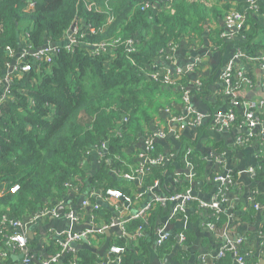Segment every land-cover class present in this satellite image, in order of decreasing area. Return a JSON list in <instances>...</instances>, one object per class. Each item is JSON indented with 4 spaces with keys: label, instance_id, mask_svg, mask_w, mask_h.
I'll list each match as a JSON object with an SVG mask.
<instances>
[{
    "label": "trees",
    "instance_id": "1",
    "mask_svg": "<svg viewBox=\"0 0 264 264\" xmlns=\"http://www.w3.org/2000/svg\"><path fill=\"white\" fill-rule=\"evenodd\" d=\"M254 6L248 0H0V252L8 251L4 245L12 221L63 204L68 194L80 197L89 190L115 189L129 197L132 206L139 203L136 184L125 177H138L143 164L140 158L144 152L134 145L152 134L150 126L163 109L180 114L181 109L174 111L170 103L181 101L183 107L180 95L188 82L182 74L167 82L151 72L164 66L182 46L209 41L222 47L225 27L221 24L236 9L245 15V23L230 37L245 53L243 65L236 66L249 80L250 66L264 65V60L256 59L264 54V33L254 14L264 12L259 1ZM73 23L75 43L68 48L65 36ZM47 43L54 47L47 54L50 60L45 55L34 59L30 52ZM23 49L29 50L23 63L31 68L8 71L14 55ZM230 81L237 88L243 82L235 72ZM201 83L194 93L205 91L207 83ZM216 96L211 101L210 117L222 103ZM232 109L237 115L236 124H240L241 111ZM210 125L209 118L195 130L196 135L207 134ZM260 136L264 139V134ZM156 144L147 154L150 158L161 154ZM186 146L176 161L181 165L183 159L188 161L194 178H206L204 188L209 189L210 181L222 172V165L211 167L205 176V160L191 143ZM149 168L139 177L145 189L163 176L165 168L172 170L173 166ZM188 188V182L182 180L168 195ZM100 208L83 212L95 214L96 224L100 219L102 224L109 223L110 213ZM169 208L153 199L145 219L137 217L125 224L126 231L133 234L131 239H109L108 246H125L119 264H151L153 253L159 257L169 254L176 242L174 235L162 245H154L156 229ZM196 211L201 212L193 202L187 212L189 220L198 215ZM249 211L240 210L236 218L250 217ZM206 215L203 219L213 223L210 232L223 236L222 230L227 228L223 209L215 216H210V211ZM182 233L184 242H189V234ZM50 241L45 253L37 255L39 258L63 252L58 241ZM90 241L97 245L105 241V236L95 233ZM243 243L239 254L248 264H254L243 252L250 251V243L244 239ZM10 256L7 252L0 264L10 263ZM232 256L226 251L216 264H228ZM76 258L78 264L104 261L97 253L84 249L76 255L66 251L50 264H74ZM33 263L31 259L29 264Z\"/></svg>",
    "mask_w": 264,
    "mask_h": 264
},
{
    "label": "crops",
    "instance_id": "2",
    "mask_svg": "<svg viewBox=\"0 0 264 264\" xmlns=\"http://www.w3.org/2000/svg\"><path fill=\"white\" fill-rule=\"evenodd\" d=\"M259 1L264 12V0ZM254 14L258 24L263 27L264 33V13ZM221 25L222 27L224 26L223 23ZM224 33H226V30H224ZM222 41L224 42L222 47L212 45L209 41H205L203 44L196 46H182L173 54V65L167 62L163 64L171 72L179 69L181 71L180 74L187 77L188 82L186 87L190 92L188 105L192 110L205 116L211 115V101L216 95L220 96L216 97L222 102L219 106L222 111L232 107L235 110H242L241 103L244 100H264V68L258 65L250 66V69H252V77L242 82V85L234 90L233 93L227 95L222 93L224 83L221 74L230 61L233 60L236 62L235 43L231 42L232 39L225 37ZM262 42L264 44V34ZM242 61L237 62L238 66L241 67L243 65ZM201 81L207 83L205 91L202 90L200 93H194L196 86L200 84L202 86ZM233 101L241 103L240 105H233ZM170 104L174 111H180L181 101L171 102ZM163 110L152 122L150 130L162 127L166 132L165 137L158 139L156 145L157 149L160 150V155H176L175 160L168 164V166H173V169L165 168L162 173L163 176L156 181V187L151 190L152 192L145 189L144 186L142 187L139 177L131 179L136 184L138 194L140 193L141 196L139 203L133 206L130 205V213L135 214L142 210L146 204L152 202L153 195L156 193L168 195V193L175 192L176 184L178 185L182 180L188 182L193 196H196L199 200L207 202L211 199L212 195L217 191L219 183L214 180L210 181V188L205 189L206 178L203 179L200 177L201 179H195L192 176L188 179L187 176L189 177L190 173H192L191 168L185 166L184 162L181 165L176 161L177 155L187 147L186 144L188 143H191V147L205 160V176H207L210 168L216 166V162L220 161L223 167L220 171H231L234 177V183L227 194L229 201L223 204V212L227 218V228L222 230V233H224L223 236L220 235L218 237L204 227V215L199 211H196L198 215L190 218V220L186 221L185 219L177 218L170 221L167 225L164 224L165 217L161 221L162 226H165V232L175 236L176 242L173 244L167 256L159 257L153 253L150 258L151 264H197L199 255L203 253H208L209 255L207 256L209 257L207 264H216L218 259L216 258V254L220 244L236 238H242L245 242L250 243L248 256L254 261V264H264V172L258 168L262 162L264 163V149L260 153L258 137H254L250 142L238 143V137L244 138L248 133L244 124L236 125L230 129H209L207 134L198 137L196 132L191 129L185 128L179 130L178 125L170 121L168 114L164 113ZM261 128H263V124L255 129L254 134H258ZM134 146H136L138 151H145V145L141 138ZM94 156L95 152L92 153V158H95ZM140 161L143 162V157L140 158ZM251 169H255L256 173L252 175L250 172ZM179 177L180 180H178ZM253 198L258 200L261 205L259 209L252 205ZM82 199L81 196L76 197L68 194L65 198L64 206L58 208V216L49 215L42 219L28 222L23 227V232L27 238V250L32 256L33 264H40V261L36 257L37 255L45 253V246L51 242L50 240L59 242L58 238L60 239V236L65 232H80L90 228L86 213L83 212L85 208L82 206ZM100 207V209L105 207L108 210L110 213V222L115 220L114 216L116 213L111 206L102 203ZM67 210H71L74 214L79 215L80 219L73 221L68 218L65 215ZM240 210H250V217L246 215L239 219L236 218ZM102 222L103 220L100 219V224ZM106 230H110V235L106 236L104 231L101 233L105 236L104 242H99L97 245L90 243L97 250L95 253L101 258H104L107 254L108 245L105 249L104 246L109 242L110 238L122 239L123 237H128L131 239L133 237L132 233L128 236L123 235L117 226ZM182 231L189 234V242H184L185 239L180 237L181 234L184 235ZM261 240L263 243H261ZM4 246L9 251V254H11L10 259H12V263L10 262L8 264H19L22 260L19 258V255L23 253L18 249L10 250L7 249L6 245ZM2 251L0 252V262H3L7 258L2 256ZM66 251H72L76 255L81 250H67L66 248L59 254L58 258H61ZM249 258L247 259L249 260ZM77 262L78 258L75 259L74 264H78ZM228 264L238 263L232 256Z\"/></svg>",
    "mask_w": 264,
    "mask_h": 264
},
{
    "label": "built area",
    "instance_id": "3",
    "mask_svg": "<svg viewBox=\"0 0 264 264\" xmlns=\"http://www.w3.org/2000/svg\"><path fill=\"white\" fill-rule=\"evenodd\" d=\"M259 0H248L250 4H254L256 7V4L258 3ZM260 2V1H259ZM245 23V15L239 11V10H231L223 19V24L226 30V33H224V37L228 39H232L230 35L232 34L233 31L238 30L244 26ZM76 32V26L73 27L72 30L68 32V34L65 36V41H67V47L71 44L75 43V39L73 37V34ZM100 49H104V45L99 46ZM54 47L52 43H47L44 45V47L37 49L33 52H30L33 56L34 59H41L44 55L46 56L47 60L49 61L50 58L47 56L48 53L53 52ZM29 53V50H21V52L18 54V56H15L12 58L13 63H11L8 68H10L8 71H12V69L20 68L21 71H28L31 66L29 63H23V60L25 59V54ZM245 58V53L238 50L236 48V53H235V61H230L226 67L224 68V71L221 74V78L224 83L223 87V93L231 94L233 93L234 90L237 88V84H234L232 86V83L230 81V75L232 72H235L237 76L240 77V80L243 82L246 81L247 79L243 77L242 71L237 70L236 63L238 61H242ZM15 59V60H14ZM257 60H264V54H262L260 57L256 58ZM171 65L174 64V59L173 56L171 60L165 61ZM18 64H21L18 66ZM150 65L146 66V69ZM264 68V65L261 66ZM180 70L176 69L175 72H171L168 67L166 66H161L160 69L154 70L151 72V75L153 77H158L162 76L164 81L167 82H172L174 79L178 78L180 74ZM8 78H6L5 81H7ZM5 83V82H3ZM226 87V88H225ZM234 87L233 91L232 88ZM183 89V87H182ZM238 89V88H237ZM182 100L184 102L183 107L181 108L180 114H174L171 112L169 108H165L163 111L164 113L168 114L169 120L173 121L178 125L179 130L181 129H191L195 131L199 126H201L204 121L208 120L209 118L211 119V125L210 129H218V128H223V129H230L231 127H234L236 125L244 124L245 127L248 130V133L244 138L238 137V143L242 142H250L254 137L258 136L259 140V151L260 153L264 149V139L260 136L264 134V100H244V102H237L233 101V105H237L241 103L242 110L241 115L243 119L241 120L240 124H236V113L233 111L232 108H228V110L222 111V109L217 110V112L213 116H205L197 111H194L190 108L188 105V101L190 99V92L189 90L183 89L182 91ZM232 105V106H233ZM261 115L263 116V119L261 118ZM263 124V128L260 129V132L258 134H254L255 129ZM166 135V132L157 127L153 129L152 134L148 135L146 138L143 139V143L145 145V151L142 153L141 157H143V164L139 169V175L138 177L144 176L146 173L149 171V165H161V166H166L170 163H172L175 160V156L173 154L169 155H159L157 158H150L147 156L151 151L154 150L155 148V142L158 139L164 138ZM185 162H184V161ZM182 161L185 163V166L188 168H191V165L189 164L188 161L183 159ZM222 163L220 161L216 162V164ZM166 164V165H165ZM259 170H263L262 164L259 165ZM192 172V170H191ZM251 174L253 175L256 173V170L251 169L250 170ZM194 173H190L189 177L187 176L188 179H190ZM128 179H133L135 177L130 176V175H125ZM180 180V177L178 178ZM214 181H217L219 183V187L217 191L212 195L211 199L209 201H202L199 200L196 196H193L191 190L188 188L185 192L182 193H174L171 195H162V194H154L153 199L159 203L162 204H168L170 205V211L166 217L165 220V225H167L170 221L180 218V219H185L186 221L189 220L187 212L190 208V204L195 202L196 207L203 213L204 217H207V213L210 211V216H215L217 213H220V211L223 209V204L228 202L227 194L229 192V185H231L234 182V177L231 173V171H223L220 172L218 175L215 176ZM157 182L154 183L153 186L148 188L150 192L156 187ZM16 187L13 188V190ZM139 197L141 194L138 195ZM83 199L81 200L82 206L85 209H88V211L93 210L96 211L99 209L100 204H106L111 206L114 211H115V220L111 221L107 224H96L95 223V214L93 213H86V216L88 218V223L90 225V228L80 231V232H72L68 231L62 234L59 240V243L62 245L63 249H66L71 241H76L78 243H81L83 241H87L89 244L91 243L90 238H94L95 233H102L106 229L112 228L117 226V228L121 231V233L125 236L130 235L126 229H125V224L134 218L141 217L145 219L146 217V210L149 208L150 203L146 204L144 208L135 214L130 213V205L132 203V200L123 195L120 191L115 190V189H107L105 192L98 191V190H89L85 192L84 195L81 196ZM122 200V203L120 204L118 201ZM252 205L259 209L261 206L257 200L254 198L252 199ZM64 203H59L53 208L45 209L43 211H40L34 216H29L25 218L24 220H17V221H12L10 223L12 231L10 235L7 237L5 245L7 249L14 250L18 249L21 252H23V258L21 260L20 264H29V261L32 259V256L28 253L27 250V238L23 232V227L29 222L36 221L38 219H42L46 216H58V208L63 207ZM68 218H70L73 221H78L79 215L74 214L71 210H67L65 213ZM203 225L208 231H212L213 229V223L210 221H206V218L203 219ZM140 233H144V230L139 228L138 230ZM154 238V245L155 246H160L162 245L168 238H169V233L165 232V226H159L156 229V234ZM180 237L184 239V235L181 234ZM263 237V235H262ZM261 243L263 241L261 240ZM243 239L242 238H236L232 241H225L219 246V249L217 251V256L216 258H219L223 256L226 251H231L232 255L235 257V261L238 264H248L243 256L239 254L240 249H242L243 245ZM125 246H116V245H110L107 248V254L104 257V261L101 262V264H110V263H115L119 264V260L121 259L122 253L125 250ZM7 252L5 251L2 252V256H6ZM245 254L244 256H248L249 250L244 249L243 251ZM114 255L111 257V255ZM208 253H203L202 255H199V261L197 264H207V259L209 257ZM59 257V254H55L51 256L50 258H39L38 256L36 257L39 261L40 264H50V262L57 261Z\"/></svg>",
    "mask_w": 264,
    "mask_h": 264
},
{
    "label": "water",
    "instance_id": "4",
    "mask_svg": "<svg viewBox=\"0 0 264 264\" xmlns=\"http://www.w3.org/2000/svg\"><path fill=\"white\" fill-rule=\"evenodd\" d=\"M74 25H75V23H73L71 25L70 30L73 29ZM12 61H13V59H12ZM9 69L10 68H8V70ZM258 84H259V82H258ZM104 233H105L106 236H109L110 235V230H106V231H104ZM107 245H108V243L105 244L104 249L107 247ZM73 249H76V250H84V249H86V250H91V251L97 252V250L95 248H93L87 241H83L81 243H78L76 241H71L69 243L68 247H67V250H73ZM22 256H23V254H20L19 258H21Z\"/></svg>",
    "mask_w": 264,
    "mask_h": 264
},
{
    "label": "rangeland",
    "instance_id": "5",
    "mask_svg": "<svg viewBox=\"0 0 264 264\" xmlns=\"http://www.w3.org/2000/svg\"><path fill=\"white\" fill-rule=\"evenodd\" d=\"M45 59H47V58H45ZM222 90H223V89H222ZM181 96H182V95H181ZM182 162H183V161H182ZM22 253H23V252H22ZM22 258H23V256L21 257V259H22ZM20 263H21V262H20ZM20 263H19V264H20Z\"/></svg>",
    "mask_w": 264,
    "mask_h": 264
}]
</instances>
